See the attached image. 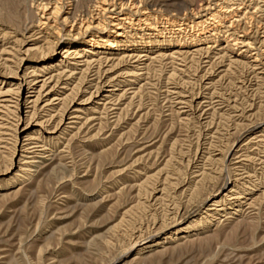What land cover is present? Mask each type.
Here are the masks:
<instances>
[{
	"label": "rangeland",
	"instance_id": "374dc122",
	"mask_svg": "<svg viewBox=\"0 0 264 264\" xmlns=\"http://www.w3.org/2000/svg\"><path fill=\"white\" fill-rule=\"evenodd\" d=\"M101 1L76 39L0 0V93L58 99L0 103V264H264V0Z\"/></svg>",
	"mask_w": 264,
	"mask_h": 264
},
{
	"label": "bare ground",
	"instance_id": "6f19581e",
	"mask_svg": "<svg viewBox=\"0 0 264 264\" xmlns=\"http://www.w3.org/2000/svg\"><path fill=\"white\" fill-rule=\"evenodd\" d=\"M28 2H30L31 5L30 6L29 5L27 6V12L29 13V15L32 18H34V20L38 21V25H39V27H42V29H46L47 27H51V28H54V29H59L58 28L59 26L62 29H64L65 27L70 26L71 29H70L69 33H72V32L73 33L74 32L76 33L77 32L76 35H75L76 36L75 37L76 39L77 38H80V37H82L84 35H87L88 33H91V34L94 33L95 34V33H100V31H101V29H100L101 28V24L99 22V19H100V15H101L102 11H106V9L104 8V6H102V3H101L102 1L101 0H96V3H95L96 6H94V10L91 12V14L86 15V17L84 19H78L77 18V16H76L77 5L76 4H74V8L72 10L66 11L63 8V5H64L65 0H28ZM135 5H136V8H137V4H135ZM132 6H134V5H132ZM130 8H131V6H130ZM31 9H33L34 11H31ZM112 19H113V21H111V22L113 23L115 20H117V17L116 18L115 17H112ZM123 19H120V20H123ZM120 20H117V21H115L113 23V25H112L113 26V30H115L113 32L114 33V36L110 37L111 39H107L106 41H104V44L105 45L112 46L113 47L115 43L119 42L120 38H124L125 36H127L126 35V32H125L126 30L124 29V25H123L124 23L119 22ZM146 25H147V23H146ZM153 28H156V27H153ZM135 33H137V32H135ZM95 36L96 35H92V37H95ZM97 37L99 38L98 40H102L103 41V39H101V38H103L102 36L99 35ZM91 40L93 41L94 39L91 38ZM94 43L95 44H99V42H97V41H95ZM69 50L68 49H65L64 54H67L68 55L70 53ZM48 56H49V53H44L43 59H48L49 58ZM25 62L26 61L23 60L21 66H20L21 67L20 70L22 69L21 72L24 73V75L22 77L19 76V75H17V76L14 77L15 81H20V83L19 82H16V84H15V86H16L15 88L18 89L17 95H16L17 97L14 98L15 96L12 95L13 94V91L12 92L6 91L4 93H0V103H6L8 105L9 103H13V99H16V102L15 103L17 105L18 111H22L23 109H28V107L26 108L25 106H28V104H30V105H32V107H31L32 112L31 113L34 114L33 115L34 117H36V114L33 111H36L43 104L44 105H43L42 108H45L46 109V107L52 106V104H54V101H56L58 99L49 98L51 95H53V91H54V87H50V83H51L52 78L45 79V80L42 81V80H39V77H37L33 81L29 82V80H28L29 77H28V74L26 73L27 69H26V71L24 70V66L26 65ZM35 76H38V75H35ZM11 83H13V82H11ZM27 86H28V91H29L28 93L31 94V91L30 90H33L34 96H28L26 98V100H25L24 94H25V91H26ZM4 97L7 100L1 101V99L4 98ZM32 98H34V100ZM7 105L6 106H3V107H7ZM35 122L36 121H33V122L29 123L28 126H31V125L33 126L35 124ZM24 132H25V130H21L20 134L23 135V134H25ZM51 134H54V133H51ZM211 216H212V214H211ZM170 238H171V236H168L166 239H170ZM152 244H153L152 247L153 246H157V245L160 244V241H154V243H152ZM147 248H148L147 246L144 247V248H141L140 251H144Z\"/></svg>",
	"mask_w": 264,
	"mask_h": 264
}]
</instances>
